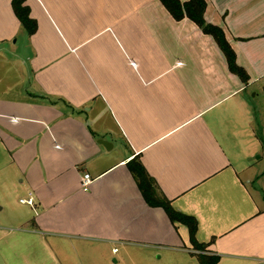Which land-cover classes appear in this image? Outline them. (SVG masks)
I'll return each instance as SVG.
<instances>
[{
  "label": "crops",
  "instance_id": "0c3cea01",
  "mask_svg": "<svg viewBox=\"0 0 264 264\" xmlns=\"http://www.w3.org/2000/svg\"><path fill=\"white\" fill-rule=\"evenodd\" d=\"M206 1L248 83L160 0H27L28 56L12 48L24 28L13 0H0V264L120 248L199 261L187 225L147 201L133 161L197 219L199 253L264 264V0ZM26 58L29 88L15 95L13 63ZM30 192L35 207L20 202Z\"/></svg>",
  "mask_w": 264,
  "mask_h": 264
},
{
  "label": "trees",
  "instance_id": "16d2710c",
  "mask_svg": "<svg viewBox=\"0 0 264 264\" xmlns=\"http://www.w3.org/2000/svg\"><path fill=\"white\" fill-rule=\"evenodd\" d=\"M27 0H13L15 13L29 34H34L37 30V22L31 16L29 7L25 4ZM163 5L169 10L173 17L177 20H182L186 17L193 20L206 33L216 40L217 44L225 54L230 70L237 74L244 83H248L250 77L246 70L238 65L236 53L227 41L223 29L217 25L209 23L205 19V10L207 7L206 0H160ZM129 166L136 178L139 180L140 187L144 196L151 205H160L167 209L169 216L174 221H179L189 228L191 242L196 249L205 250V245L198 242L196 233L198 229V221L193 216L175 211L166 199L161 198L157 192L155 181L149 176L144 166L139 161L129 163ZM197 256L200 264H217L220 261V256L200 252L193 253Z\"/></svg>",
  "mask_w": 264,
  "mask_h": 264
},
{
  "label": "rangeland",
  "instance_id": "374dc122",
  "mask_svg": "<svg viewBox=\"0 0 264 264\" xmlns=\"http://www.w3.org/2000/svg\"><path fill=\"white\" fill-rule=\"evenodd\" d=\"M23 27L24 28L21 29L19 34L13 38L12 48L15 54L24 53L28 56L31 52V43L29 42V34L25 26ZM26 61L27 65L24 64L23 66L16 61L13 63L14 79L12 81L14 83H19V85L15 87V95L24 94L26 92L25 90L29 88V74L31 72L29 71L30 66L28 58H26ZM254 92H252V95ZM120 250V253L117 255H112L110 252H99L98 254L95 252V256L93 258L84 256L81 251H79L77 252V257H81L83 263L80 259H77V264H200L199 261L187 257L185 253L174 250L162 252H159V250H148L145 248H132L129 250L124 248L123 251L120 248ZM199 251L204 250H193V253L199 254ZM116 259L118 261H116Z\"/></svg>",
  "mask_w": 264,
  "mask_h": 264
},
{
  "label": "built area",
  "instance_id": "2783aa9c",
  "mask_svg": "<svg viewBox=\"0 0 264 264\" xmlns=\"http://www.w3.org/2000/svg\"><path fill=\"white\" fill-rule=\"evenodd\" d=\"M92 181H93V180L91 179L90 174H89V173L85 174V178H84V180H83V182H82V187H83V189H84V190H88L89 187H90V185H91V183H92ZM20 202H21L22 204H26V205H28V206L35 207V206H36V200H35V195H34V193H33V192H30V193H29V196H28V197L21 198V199H20ZM117 251H118V249L115 248V249H114V252H117Z\"/></svg>",
  "mask_w": 264,
  "mask_h": 264
},
{
  "label": "water",
  "instance_id": "95a60500",
  "mask_svg": "<svg viewBox=\"0 0 264 264\" xmlns=\"http://www.w3.org/2000/svg\"><path fill=\"white\" fill-rule=\"evenodd\" d=\"M101 144H103L105 147H107V144L109 143L107 140H100Z\"/></svg>",
  "mask_w": 264,
  "mask_h": 264
}]
</instances>
